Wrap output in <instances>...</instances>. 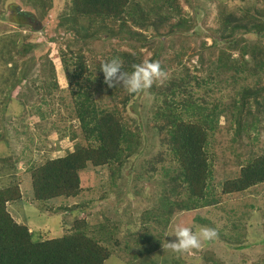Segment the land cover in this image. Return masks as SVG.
Masks as SVG:
<instances>
[{
  "label": "trees",
  "instance_id": "1",
  "mask_svg": "<svg viewBox=\"0 0 264 264\" xmlns=\"http://www.w3.org/2000/svg\"><path fill=\"white\" fill-rule=\"evenodd\" d=\"M67 2L64 12H60V26L65 27L72 21L84 32V28L79 26L81 20L87 19L84 34H77L82 42L98 38L102 32L118 34V29L122 31L128 21L140 29L153 27L156 32L153 36L159 39L152 41L140 33L136 38L144 42V48L130 43V48H123L120 53L109 56V50H105L98 59L92 60V65L87 63L83 51L77 53L69 47L61 49L60 63L71 84L76 87L72 91L76 115L88 144L84 146L75 143L74 149L69 150L66 155L48 159L38 167H30L35 199L51 201L59 197H77L82 191L80 172L90 165L109 167L113 186H118V180L124 176L125 164L140 152L143 136L140 124L133 123L130 117L127 119L124 115L135 94L128 93L122 84L110 87L105 82L100 67L106 60L118 57L123 69L131 72L134 64L160 59L164 54L162 37L167 35L179 39L181 46L172 44L173 52L166 57V64L174 68L173 73L165 80L164 77L161 78L162 82H155L150 88L154 90L158 100V104L153 107L151 120L158 131L162 149L150 157L146 168L158 174V203L145 208L140 214V223H157L160 235L153 237L138 229L131 231L130 235L133 236L134 233L135 236L132 239L134 244L143 249L139 251L140 255L155 252L166 240L169 241L163 230L170 225L176 214L219 205L223 195L241 193L264 183V147L259 145L261 126L264 125L260 124L264 120V20L258 15H264V4L255 13L243 15L232 11L223 17L225 10H221L220 16L223 18L220 35L207 45L209 49L217 48L218 40L233 36L237 30L254 31L258 37L253 43H244L239 48L231 43L226 48L219 47L216 52H210V58L215 57V61L213 60L214 66L205 81L200 75L190 74L189 66L184 62L189 49L184 43H190L197 31L193 22L184 16L179 0H164L162 3L160 0H153L148 8L145 7L144 0ZM117 21L120 23L116 24ZM177 29L182 32L180 36L176 35L179 31ZM130 33L135 35L136 31ZM151 42L157 44L151 47L147 44ZM201 45L206 47V42L202 41ZM233 51H238V56H233ZM145 52L150 55L145 57ZM198 60L201 69L206 61L202 51L198 53ZM159 63L165 72V65L160 61ZM50 69L55 72L52 62ZM252 76L256 77L254 83L243 85L236 93L240 95V99L235 95L230 107L207 99L210 92L219 90V87L222 90L224 83L228 85L236 83L240 78ZM204 82L211 83L212 86L206 95L196 96V87L202 88ZM102 91L120 101L115 102L113 107L101 105L102 102L95 95ZM222 114L230 122L224 128L234 134L232 140L242 145L245 136L250 139L251 149L249 155H245L244 162L242 160L237 175L217 183L213 164L216 151L213 147L217 143L216 134L221 129L219 120ZM27 163L30 164L29 161ZM17 171V164L10 163L6 157H0V179L4 182L0 185V264H105L113 251L121 247L123 239L116 231V221L105 216L110 226L100 220L97 225H93L89 219L80 216V211L72 213L77 206L68 208L73 215L71 219L65 217V228L59 236L36 239L27 221H16L10 209L11 204L23 199ZM136 179L142 181L139 175ZM137 184L143 191L146 190L143 181ZM219 185L221 193L217 190ZM233 225L238 226L236 223ZM216 232L226 240L234 237L232 233ZM247 233L242 231L241 235L246 236ZM129 241L130 239H125L124 244ZM231 243L239 242L231 240ZM245 247L239 245L235 251ZM210 258L206 255L204 260ZM169 260L168 256L161 257V260L149 258L145 264H170ZM172 262L177 263L178 260L173 258Z\"/></svg>",
  "mask_w": 264,
  "mask_h": 264
},
{
  "label": "rangeland",
  "instance_id": "2",
  "mask_svg": "<svg viewBox=\"0 0 264 264\" xmlns=\"http://www.w3.org/2000/svg\"><path fill=\"white\" fill-rule=\"evenodd\" d=\"M163 1L160 0L161 3ZM179 2L184 16L193 22L197 31L190 39L191 44L189 41L184 43L189 48L184 62L188 64L190 74L200 75L205 81L215 61V57L210 58V52H216L219 47L226 48L231 43L239 48L248 40L253 43L258 37L254 31L237 30L233 36L218 40L217 48L207 47L214 37H219L223 17L232 11L238 15L255 13L256 9L263 7L264 0ZM67 3V0H0V157H6L10 163L17 164V179L23 191V199L10 205L16 221L27 220L35 238L42 239L59 236L65 228V217L71 219L72 213L80 211V216L89 219L93 225H97L99 220L107 222L105 216H110L112 221L117 222L116 231L123 242L105 264H145L149 258L161 260V257L166 256L170 257V264H264V183L241 193L223 195L219 205L176 214L170 225L163 230L169 241L166 240L155 252L140 255L139 251L143 249L134 244L132 239L135 236L134 233L131 236L130 232L138 229L153 237L160 235L157 223L150 226L140 223V214L144 209L158 203V174L146 168L150 157L162 149L158 131L151 120L153 107L158 104L153 89L132 96L127 113H124L127 119L130 117L133 123L140 124L143 143L140 152L125 164L124 176L118 180V186H113L109 167L90 165L80 172L82 191L77 197H59L51 201L35 199L30 167H38L48 159L66 155L74 149L75 143L84 146L88 144L76 115L72 92L76 87L71 84L60 63L61 49L69 47L77 53L83 51L87 63L92 65V60L98 59L105 50H109V56L120 53L123 48H130V43L144 48V42L136 38L140 33L152 41L159 39L154 38L156 32L153 27L140 29L128 21L122 31L118 29L120 34L102 32L100 37L82 42L77 34H84L87 19L81 20L79 26L84 28V32L72 21L65 27L60 26V12H64ZM152 3L153 0H144L146 8ZM222 9L225 10L223 17L220 16ZM30 14V17L25 18ZM258 15L264 20L263 14ZM130 31H136L135 35ZM180 32L177 31L176 35L180 36ZM162 40L164 54L157 60L166 66L165 80L174 71V68L166 64V57L173 52L172 44L176 47L181 44L179 39L169 35L163 36ZM202 41L206 42V47H202ZM147 44L154 47L157 43ZM147 50L152 53L151 49ZM200 51L206 58L201 69L198 60ZM147 54L145 52V57ZM238 54V51H233V56ZM51 62L55 72L50 69ZM255 80L256 77L252 76L240 78L236 83H224L222 90L219 87L215 92L209 91L207 99L230 107L236 91L243 85L253 84ZM211 86V83L204 82L202 88L196 87V96L206 95ZM95 98L105 107H113L115 102L120 101L114 98L115 101L106 91L97 92ZM236 98L240 99V96L236 95ZM219 123L221 129L216 134L217 143L213 147L216 151L213 164L217 183L237 175L242 160L244 162L245 155H249L251 149L250 139L245 136L242 145L232 140L234 134L224 128L230 124L225 114L220 116ZM260 124H264V120ZM259 141V145L264 147V125L261 126ZM137 175L146 185V190L143 191L137 184L142 182L136 179ZM3 183L0 179V185ZM217 190L221 193L220 185ZM80 204L83 206L79 207ZM73 206L78 208L71 213L68 208ZM234 223L238 226L235 227ZM178 224L194 231L201 228L215 229L226 234L232 233L234 237L226 240L216 232L217 235L203 241L200 248L177 252L168 243L176 241L174 232ZM242 231L248 232L247 235H241ZM125 239H130L126 245ZM231 240L239 243H231ZM239 245L246 247L235 251ZM206 255L211 257L207 261L204 260ZM173 258L178 262H172Z\"/></svg>",
  "mask_w": 264,
  "mask_h": 264
},
{
  "label": "clouds",
  "instance_id": "3",
  "mask_svg": "<svg viewBox=\"0 0 264 264\" xmlns=\"http://www.w3.org/2000/svg\"><path fill=\"white\" fill-rule=\"evenodd\" d=\"M30 16L31 14L26 15L25 18ZM249 42L250 40L247 41V43ZM100 69L104 74L105 82L110 87L113 84H122L130 94L146 92L155 82H162L161 78L167 75L157 59L134 64L132 66L133 70L128 72L123 69L121 60L118 57H113L103 62ZM174 235L177 238L176 241L168 243V245L177 252H183L200 248L203 241L213 239L217 233L215 229L201 228L199 231H194L190 227L178 224L175 227Z\"/></svg>",
  "mask_w": 264,
  "mask_h": 264
},
{
  "label": "water",
  "instance_id": "4",
  "mask_svg": "<svg viewBox=\"0 0 264 264\" xmlns=\"http://www.w3.org/2000/svg\"><path fill=\"white\" fill-rule=\"evenodd\" d=\"M156 60V59H155Z\"/></svg>",
  "mask_w": 264,
  "mask_h": 264
}]
</instances>
